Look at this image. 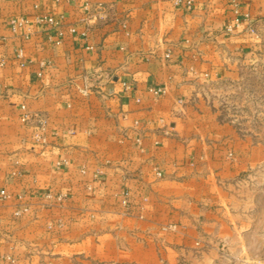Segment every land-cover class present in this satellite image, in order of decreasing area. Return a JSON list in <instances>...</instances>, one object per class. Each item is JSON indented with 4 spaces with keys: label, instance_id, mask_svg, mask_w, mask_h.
Listing matches in <instances>:
<instances>
[{
    "label": "crops",
    "instance_id": "obj_1",
    "mask_svg": "<svg viewBox=\"0 0 264 264\" xmlns=\"http://www.w3.org/2000/svg\"><path fill=\"white\" fill-rule=\"evenodd\" d=\"M175 1L0 0V264H211L230 240L226 185L264 144L205 88L252 32Z\"/></svg>",
    "mask_w": 264,
    "mask_h": 264
},
{
    "label": "rangeland",
    "instance_id": "obj_2",
    "mask_svg": "<svg viewBox=\"0 0 264 264\" xmlns=\"http://www.w3.org/2000/svg\"><path fill=\"white\" fill-rule=\"evenodd\" d=\"M259 2L254 32L231 59L233 73L211 82L205 91L219 118L231 122L241 138L264 144V0ZM226 189L224 215L233 233H226L230 240L215 241L211 264H264V162L240 173Z\"/></svg>",
    "mask_w": 264,
    "mask_h": 264
},
{
    "label": "built area",
    "instance_id": "obj_3",
    "mask_svg": "<svg viewBox=\"0 0 264 264\" xmlns=\"http://www.w3.org/2000/svg\"><path fill=\"white\" fill-rule=\"evenodd\" d=\"M193 1L194 0H176V4H184L185 7L187 9H191L192 5H193ZM231 5L233 6V10L235 13V20H234V25L236 26H241L243 23L246 24L247 28L251 31L254 32V27L252 25V20H251V15L249 11L246 12H241L240 10V1L239 0H230ZM37 21L39 23H45L48 22L54 26H59L60 25V21H58L57 19H55L52 16L46 15V16H42V17H38ZM27 19L25 17H20V18H13L11 19V27L14 31H16V29L20 26H23L27 23ZM71 31H75V29L72 27L70 29ZM59 35H62V31H59ZM17 56L18 57H22L23 56V50L22 49H17ZM154 93L159 95L162 92H164V88L163 87H158V88H154L153 89ZM84 92H87L86 89H84ZM24 107V106H23ZM28 118V114H24L23 119H27ZM1 195L5 196L6 192L4 190L0 191ZM23 209H18L16 211V214L19 215L21 212H23Z\"/></svg>",
    "mask_w": 264,
    "mask_h": 264
}]
</instances>
